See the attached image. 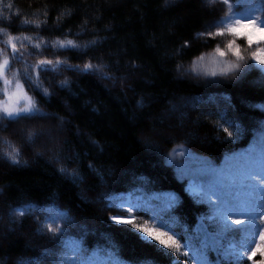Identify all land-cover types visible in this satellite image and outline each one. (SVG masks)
I'll list each match as a JSON object with an SVG mask.
<instances>
[{"label": "trees", "instance_id": "1", "mask_svg": "<svg viewBox=\"0 0 264 264\" xmlns=\"http://www.w3.org/2000/svg\"><path fill=\"white\" fill-rule=\"evenodd\" d=\"M8 3L12 8L0 12V29L31 37L23 41L24 59L13 60V70L32 72L43 58L64 63L41 71L38 81L34 74L31 80L22 75L37 113L19 120L0 117V214L7 224L0 226V264H55L65 250L42 230L54 218L67 230L63 242L79 241L89 254L99 251L104 259L112 252L116 259L139 264H197L191 250L187 257L183 252L166 256L167 250L151 248L154 241L121 231L130 226L111 221L107 203L121 190L149 196L154 208L173 201L167 215L175 223L173 234L186 230L199 246L196 237L203 238L204 227L198 215L204 205L186 193L164 155L184 144L219 161L249 143L264 116L258 107L264 102V82L254 69L226 79L177 74L179 66L212 47V40L196 33L216 15L214 9L202 0H3ZM4 39L0 32V48ZM66 39L79 49L59 48L56 42ZM37 42L40 49L33 48ZM88 62L103 65V71L78 70ZM181 99L199 102L183 107L186 123L170 109ZM46 122L63 125L60 134L55 131L56 162L34 152L51 145L35 130ZM222 127L236 138L227 139ZM23 130H28L25 136ZM14 149L20 150L19 164L6 157ZM61 167L67 171L60 172ZM170 194L174 199H168ZM25 205L31 207L21 218L15 208ZM62 213L70 223L60 219ZM136 215L143 221L151 213ZM208 260L231 261L214 251Z\"/></svg>", "mask_w": 264, "mask_h": 264}, {"label": "snow or ice", "instance_id": "2", "mask_svg": "<svg viewBox=\"0 0 264 264\" xmlns=\"http://www.w3.org/2000/svg\"><path fill=\"white\" fill-rule=\"evenodd\" d=\"M216 2L217 0H210L212 4ZM219 2L227 9L225 15L209 25V27H215L214 32L206 31L199 35L211 38L230 36L232 39L228 40L224 48L216 46L212 66H203L204 75L228 77L240 73L243 77L257 65L261 66L260 71L264 72V0H219ZM5 7L11 9L12 4L4 5L3 0H0V12H3ZM236 9L243 10L237 11ZM22 23H36L37 26L40 24L39 21L29 20H24ZM0 32L6 37L2 41L5 48H0V97H2L0 98V117L8 120L29 118L39 109L34 98L25 90L22 75L31 80L34 74L38 81L41 71L49 69L55 71L64 62L59 58L55 60L43 58L31 66L32 72L28 67L24 69L23 74L19 70H13V60L24 59L23 41L31 40V37L21 38L4 29H0ZM237 38H243L249 49L255 44L256 50L249 51L248 56L245 57L241 52L240 44L237 43ZM17 41H20L19 46ZM56 43L61 49H79V45L70 39L59 40ZM56 43H53L52 47H56ZM41 47L39 42L33 45L35 49ZM228 55L235 57V60L223 59ZM249 58L256 64L248 63ZM200 59L203 60V56ZM68 67L74 66L68 65ZM103 68L101 64L88 62L78 70L102 72ZM36 86L38 87L39 84L37 83ZM44 91L47 94V90ZM224 123H229V121L224 119ZM221 130L226 133L227 139L236 138L228 127H222ZM93 143L96 142L93 141ZM20 155L19 149L6 153L7 159L12 164L20 163ZM59 171L64 173L67 170L61 167ZM72 175L75 176V172ZM198 175L200 185L194 194L199 197V203L209 206L211 212L206 216L210 223L203 228V238L196 237L199 241L198 247L194 244L193 237L186 234V230L173 234L175 223L167 218L169 209L173 207V201H165L162 206L154 208L151 205L125 203L119 197H110L108 207L116 210L118 214L112 215L109 219L117 225L130 226L121 231L135 235L139 240L154 241L155 244H152L151 248L155 251L167 250L163 252L166 256L183 252V255L187 257L191 250L197 264H210L208 252L214 251L218 256L231 257L230 264H243L245 259L251 260L252 256L247 255L253 242L250 238L259 234L260 239L264 240V142L234 155L225 168L217 169L206 162L198 171ZM30 207V205L22 206L16 214L22 218L28 214L27 208ZM138 212L151 213V215L149 219L140 221L136 215ZM130 214L132 218H127ZM60 219L71 222L63 213ZM36 220L39 222L40 218L37 216ZM131 229H134L135 233H132ZM42 230L50 233L56 241L61 242L65 250L55 264H139V261L116 259L112 252L107 253V259L102 258L99 251L89 254L79 241L63 242L62 238L67 230L64 223H58L55 218L45 222ZM225 241L228 242L227 248H225ZM156 245L161 248H156Z\"/></svg>", "mask_w": 264, "mask_h": 264}, {"label": "rangeland", "instance_id": "3", "mask_svg": "<svg viewBox=\"0 0 264 264\" xmlns=\"http://www.w3.org/2000/svg\"><path fill=\"white\" fill-rule=\"evenodd\" d=\"M173 0H165V2H170ZM203 4L209 7H212L215 11V16L211 18L209 21H207L203 28L196 33V37L201 38V39H209L212 40V47H210L208 50L205 52H202L200 55H198L196 58L192 59L188 64L181 65L177 68V74L178 75H186L195 79H223V78H236L240 76V73H236L234 75H229L228 77H210V76H205L204 71H203V66H212V60L214 57V50L217 45L220 47L224 48L228 40L232 39L230 36H225V37H207V36H201L199 35L200 33H204L206 31H215V27H209L214 21L219 20L221 17L225 15V12L227 9L217 0L215 4L210 3V0H202ZM237 11H242L243 9H236ZM237 43L240 44L241 47V52L245 57L248 56L249 51H255L256 50V45L254 44L251 49L247 47L246 41L243 40V38H237ZM203 56V60L200 59V57ZM223 59L233 61L235 60V57L228 55L224 57ZM248 63L251 64H256L255 61L251 60L250 58L248 59ZM243 68V65H242ZM261 66L257 65L253 69L259 74L258 80L264 82V72L260 71ZM123 81V77L120 76L118 77L117 82L121 83ZM26 90V89H25ZM29 94V93H28ZM30 95V94H29ZM31 96V95H30ZM1 98V97H0ZM199 102L195 100H184L181 99L177 104H174L171 106V111L176 113V116L181 119V123H186L188 121L187 114L182 111L184 106H197ZM261 109L264 111V103L260 104ZM37 132V137H43V139H47L50 142V146H44L40 145L39 147L41 148V151H37L34 148V152H41L44 155H47L48 158L56 162L53 148L59 145V136H57V133H61L63 130V125L57 124L56 126H53L49 122H46L44 125L41 127L35 128ZM57 131V133L55 132ZM28 130H23L22 135L25 136L27 134ZM192 137V136H191ZM41 141H39L40 144ZM261 142H264V117L260 121L259 128L252 140L251 143H249L247 146L244 148L234 150L227 152L223 155L222 159L219 162H212L208 158L204 157L203 155L192 151L188 147H185L184 144H176L174 145L165 155H164V160L165 162L174 170L175 174L181 179L184 180L185 183V188L189 192V194L193 197L195 201L198 202L199 197L196 196L194 193L198 189L200 185V179L198 175V171L202 167L203 164L210 163L213 167L217 169H222L227 167V165L230 163V158L233 157L234 155L238 153H243L247 151L248 149L258 146ZM181 153H185V155H181ZM117 197L121 198L125 203H131L134 204V198L131 197L130 194L127 193H121L117 195ZM206 206V210L200 215V220L204 222V224L207 226L210 222L206 219V216L210 215V209L207 204H204ZM19 210V209H18ZM17 210V211H18ZM118 212L116 210L110 211L109 217L112 215H117ZM129 218V217H127ZM4 217L3 215L0 214V226H3L4 223ZM7 224H5L6 226ZM7 227V226H6ZM14 230H17V226L14 225ZM22 234L21 232H19ZM253 240V242L250 245V250L247 253V255H251L252 259L249 260L250 262L247 264H251L252 262H260L264 264V255H262V252H264V240H261L259 237V234H257L255 237L250 238ZM228 242L225 241V248H227ZM259 249V250H257ZM254 252V254H253Z\"/></svg>", "mask_w": 264, "mask_h": 264}]
</instances>
